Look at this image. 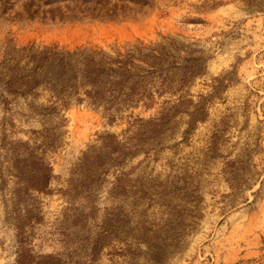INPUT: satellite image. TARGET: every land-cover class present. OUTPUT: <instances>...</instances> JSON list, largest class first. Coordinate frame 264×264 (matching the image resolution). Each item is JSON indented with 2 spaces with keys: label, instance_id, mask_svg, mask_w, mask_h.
<instances>
[{
  "label": "rangeland",
  "instance_id": "obj_1",
  "mask_svg": "<svg viewBox=\"0 0 264 264\" xmlns=\"http://www.w3.org/2000/svg\"><path fill=\"white\" fill-rule=\"evenodd\" d=\"M25 2L0 0V72L28 46L174 43L205 62L183 99L114 119L87 102L41 114L47 91L15 97L0 80V264H264V0H157L112 20Z\"/></svg>",
  "mask_w": 264,
  "mask_h": 264
},
{
  "label": "trees",
  "instance_id": "obj_2",
  "mask_svg": "<svg viewBox=\"0 0 264 264\" xmlns=\"http://www.w3.org/2000/svg\"><path fill=\"white\" fill-rule=\"evenodd\" d=\"M157 0H26V12L43 19L68 20L99 18L112 20L148 13ZM174 43L155 46L135 45L109 53L103 49H60L57 45L34 51L33 46L16 50L13 65L0 72L3 92L13 96L49 93L50 104L37 108L44 115H54L72 103L87 102L104 107L112 119L116 113L132 107H154L158 97L171 94L178 99L194 77L203 71L205 60L200 56L181 58L171 47ZM180 50L175 46V50ZM26 59L22 66L21 61ZM181 59V61H179ZM35 161L44 158L33 154ZM52 168L33 173V189L44 191L52 178ZM19 254L17 264H25Z\"/></svg>",
  "mask_w": 264,
  "mask_h": 264
}]
</instances>
